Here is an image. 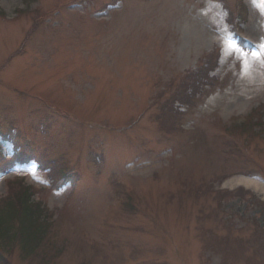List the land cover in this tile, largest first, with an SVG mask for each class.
<instances>
[{"label":"rangeland","instance_id":"obj_1","mask_svg":"<svg viewBox=\"0 0 264 264\" xmlns=\"http://www.w3.org/2000/svg\"><path fill=\"white\" fill-rule=\"evenodd\" d=\"M251 1L231 25L242 0H0V151L14 163L0 199L23 178L55 219L41 257L17 246L7 264H264V194L226 186L264 182V109L223 130L264 104V1ZM214 48L209 82L187 92Z\"/></svg>","mask_w":264,"mask_h":264},{"label":"trees","instance_id":"obj_2","mask_svg":"<svg viewBox=\"0 0 264 264\" xmlns=\"http://www.w3.org/2000/svg\"><path fill=\"white\" fill-rule=\"evenodd\" d=\"M12 185L14 183H11ZM17 193L0 200V264H7V252L19 243L23 256L41 257L49 224L42 210L32 205L33 193L21 184Z\"/></svg>","mask_w":264,"mask_h":264},{"label":"bare ground","instance_id":"obj_3","mask_svg":"<svg viewBox=\"0 0 264 264\" xmlns=\"http://www.w3.org/2000/svg\"><path fill=\"white\" fill-rule=\"evenodd\" d=\"M226 185L231 188L245 186L247 188H251L256 193L264 194V182L257 178L252 179L239 177L229 181Z\"/></svg>","mask_w":264,"mask_h":264},{"label":"snow or ice","instance_id":"obj_4","mask_svg":"<svg viewBox=\"0 0 264 264\" xmlns=\"http://www.w3.org/2000/svg\"><path fill=\"white\" fill-rule=\"evenodd\" d=\"M262 47H264V46H262Z\"/></svg>","mask_w":264,"mask_h":264}]
</instances>
